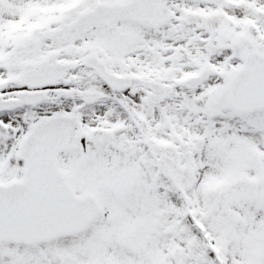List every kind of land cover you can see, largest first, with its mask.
<instances>
[{
  "label": "snow or ice",
  "instance_id": "1",
  "mask_svg": "<svg viewBox=\"0 0 264 264\" xmlns=\"http://www.w3.org/2000/svg\"><path fill=\"white\" fill-rule=\"evenodd\" d=\"M0 264H264V0H0Z\"/></svg>",
  "mask_w": 264,
  "mask_h": 264
}]
</instances>
